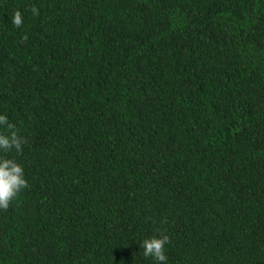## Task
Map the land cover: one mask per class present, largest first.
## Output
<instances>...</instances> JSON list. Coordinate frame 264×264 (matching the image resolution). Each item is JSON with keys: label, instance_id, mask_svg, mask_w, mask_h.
<instances>
[{"label": "trees", "instance_id": "trees-1", "mask_svg": "<svg viewBox=\"0 0 264 264\" xmlns=\"http://www.w3.org/2000/svg\"><path fill=\"white\" fill-rule=\"evenodd\" d=\"M0 114V264H264V0H0Z\"/></svg>", "mask_w": 264, "mask_h": 264}, {"label": "clouds", "instance_id": "clouds-1", "mask_svg": "<svg viewBox=\"0 0 264 264\" xmlns=\"http://www.w3.org/2000/svg\"><path fill=\"white\" fill-rule=\"evenodd\" d=\"M12 22L19 27L22 23L21 13L16 11ZM26 141L18 134L16 125L9 117L0 114V209H7L10 202L27 186L22 165L5 153L13 150L19 152ZM168 243L166 235L145 238L142 241L143 256L151 257L153 264H167L165 245Z\"/></svg>", "mask_w": 264, "mask_h": 264}]
</instances>
